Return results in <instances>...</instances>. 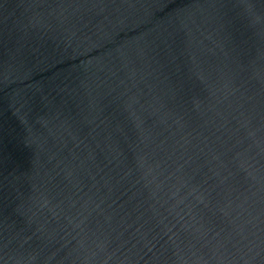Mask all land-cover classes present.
Listing matches in <instances>:
<instances>
[{"label": "water", "instance_id": "water-1", "mask_svg": "<svg viewBox=\"0 0 264 264\" xmlns=\"http://www.w3.org/2000/svg\"><path fill=\"white\" fill-rule=\"evenodd\" d=\"M0 264H264V0H0Z\"/></svg>", "mask_w": 264, "mask_h": 264}]
</instances>
